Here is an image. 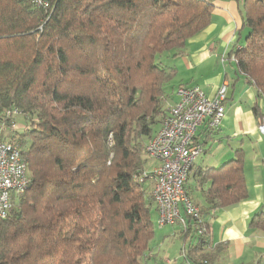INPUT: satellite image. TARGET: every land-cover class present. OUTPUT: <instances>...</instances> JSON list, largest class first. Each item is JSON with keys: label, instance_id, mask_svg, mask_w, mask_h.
<instances>
[{"label": "trees", "instance_id": "obj_1", "mask_svg": "<svg viewBox=\"0 0 264 264\" xmlns=\"http://www.w3.org/2000/svg\"><path fill=\"white\" fill-rule=\"evenodd\" d=\"M48 1L0 0V137L29 178L0 218V264H147L157 204L145 146L176 102L173 60L211 24L215 0ZM236 1L242 26L225 58L254 88L261 123L264 0ZM20 115L23 130L4 137ZM244 160L239 147L199 171L208 206L182 228L188 263L222 264L227 243L210 248L203 214L249 197ZM249 227L264 233V211Z\"/></svg>", "mask_w": 264, "mask_h": 264}, {"label": "crops", "instance_id": "obj_2", "mask_svg": "<svg viewBox=\"0 0 264 264\" xmlns=\"http://www.w3.org/2000/svg\"><path fill=\"white\" fill-rule=\"evenodd\" d=\"M214 2L211 24L191 38L184 53L173 60L177 73L171 80L172 102L178 99L175 91L181 84L199 85L214 96L223 83H228L226 113L220 127L210 129L202 125L198 130L197 140L204 151L194 165L188 188L194 202L205 209L208 204L201 191L204 184L198 183L199 171L225 164L242 147L249 197L233 206L209 210L203 217L211 226L210 248L227 243L220 257L222 264H264V233L249 227L252 214L264 211V135L253 111L256 93L243 75H237L233 59L222 61V55L229 53L236 43L242 26L240 5L236 0ZM172 227L173 235L166 233L155 239L149 264H190L182 251L194 237L185 240L182 228Z\"/></svg>", "mask_w": 264, "mask_h": 264}, {"label": "built area", "instance_id": "obj_3", "mask_svg": "<svg viewBox=\"0 0 264 264\" xmlns=\"http://www.w3.org/2000/svg\"><path fill=\"white\" fill-rule=\"evenodd\" d=\"M49 7L48 0H31ZM225 54L222 61H225ZM228 83H223L214 96L199 85L181 84L178 99L165 116L159 131L148 141L145 152L159 163L153 169V194L159 224L180 225L200 217V208L189 194L188 180L204 148L197 140L200 126L220 127L226 113ZM264 135V117L259 124ZM27 166L21 149L0 137V218L8 217L12 195L28 183Z\"/></svg>", "mask_w": 264, "mask_h": 264}, {"label": "rangeland", "instance_id": "obj_4", "mask_svg": "<svg viewBox=\"0 0 264 264\" xmlns=\"http://www.w3.org/2000/svg\"><path fill=\"white\" fill-rule=\"evenodd\" d=\"M244 39L245 38H243V40ZM174 83L178 84L177 81L174 82ZM26 122H27V119L23 115L16 116V126L13 127V129H11V130H8V129L5 128L4 131H3L4 137L11 138L13 136V134H17L20 131H22L23 130V126H24L23 124L26 123ZM158 163H159L158 159L149 158V160L146 161V168L148 169V171L153 170L157 166ZM150 215H151V219L153 220L154 225H155V230H156L155 239L157 237H160V236L166 234V233H169V234L173 235V231H174L175 227H172V226H178L181 229V226L177 225V224L176 225L166 224V225H162L161 226L159 224V220H158L159 216H158V211L156 210L155 203H153L151 205ZM147 264H149V262Z\"/></svg>", "mask_w": 264, "mask_h": 264}]
</instances>
